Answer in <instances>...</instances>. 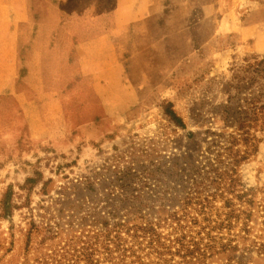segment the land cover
Listing matches in <instances>:
<instances>
[{"label":"rangeland","instance_id":"rangeland-1","mask_svg":"<svg viewBox=\"0 0 264 264\" xmlns=\"http://www.w3.org/2000/svg\"><path fill=\"white\" fill-rule=\"evenodd\" d=\"M5 1L18 68L0 97V264H84L76 250L105 219L184 208L200 214L196 230L208 224L197 237L207 255L188 264H264V129H252L234 191L204 173V199L189 201L180 169L186 155L214 156L208 131L223 143L234 133L217 112L244 59L264 57V0ZM108 2L123 5L125 28L99 48L104 68L87 71L69 45L84 40L91 6Z\"/></svg>","mask_w":264,"mask_h":264},{"label":"trees","instance_id":"trees-1","mask_svg":"<svg viewBox=\"0 0 264 264\" xmlns=\"http://www.w3.org/2000/svg\"><path fill=\"white\" fill-rule=\"evenodd\" d=\"M231 88L234 92L230 91ZM227 91L229 92L227 103L223 104L217 114L222 117L225 127H234V133H231L226 143H223L219 140L223 133L208 131L214 137L206 152L214 156H205L207 161L204 164L192 155L184 156L186 165L180 169L181 175L187 176L192 181L191 186H185L188 187L185 198L189 201L196 198L204 199L199 188L204 173L213 180L221 182L223 179L226 182L228 179L225 178L228 176L230 184L226 190H235L232 187L236 180L235 166L247 157L249 150L256 144L253 141L256 137L252 129H264V57L257 55L246 57L244 64L238 67L232 81L228 83ZM167 111L168 113L170 111L168 107ZM172 116L178 124L184 126L180 117L175 116L174 113ZM240 142L247 146L244 153L237 146ZM205 167L209 169L204 171ZM33 180L34 178H28L27 181ZM3 204L5 212L8 213V200L5 199ZM182 212L180 215L178 211L170 212L166 209L155 211L154 214L135 215L136 213L128 212L124 214V218L120 217L111 225L105 219L101 222L102 227L92 233L94 237L90 236V240H85L84 246L77 249L75 255L82 256L84 264H188L192 260L197 263L201 256L207 255V248L203 249L200 246L204 236L198 239L197 237L202 229L208 227V224L196 230L194 227L199 222L200 214H192L187 208ZM229 212L226 220L238 218V214ZM203 219L211 220V216L204 214ZM131 222L132 224L129 225ZM164 227L169 230L164 232L161 230ZM206 234L211 235L210 231ZM206 245L212 247L210 243ZM176 255L181 259L175 260ZM237 262L249 264L245 258ZM70 263L71 261L66 264Z\"/></svg>","mask_w":264,"mask_h":264},{"label":"crops","instance_id":"crops-1","mask_svg":"<svg viewBox=\"0 0 264 264\" xmlns=\"http://www.w3.org/2000/svg\"><path fill=\"white\" fill-rule=\"evenodd\" d=\"M8 4L9 2L5 0L0 2V97L2 100L10 89L15 88L16 79L14 75L18 68L17 34L15 48L14 33L11 29L12 14L15 11L14 9L11 10L12 7ZM118 5L117 3L110 5L108 2L100 6L99 4L91 6L90 16L84 21L88 27L84 40L69 45L71 49H77L78 55L85 56L86 62L92 65L90 68H85L87 71L99 72L100 69L104 68L99 48L102 49L101 45L104 41L111 40L115 32H121L125 28L126 21L122 14L123 5ZM25 12L26 8L16 2V23L22 20ZM99 44L100 47H98ZM113 44L115 45V43ZM67 50V46L61 48L65 56ZM66 60H68V56H66Z\"/></svg>","mask_w":264,"mask_h":264}]
</instances>
